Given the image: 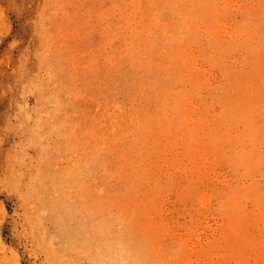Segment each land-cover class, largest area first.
<instances>
[{
  "label": "rangeland",
  "instance_id": "1",
  "mask_svg": "<svg viewBox=\"0 0 264 264\" xmlns=\"http://www.w3.org/2000/svg\"><path fill=\"white\" fill-rule=\"evenodd\" d=\"M0 264H264V0H0Z\"/></svg>",
  "mask_w": 264,
  "mask_h": 264
},
{
  "label": "bare ground",
  "instance_id": "2",
  "mask_svg": "<svg viewBox=\"0 0 264 264\" xmlns=\"http://www.w3.org/2000/svg\"><path fill=\"white\" fill-rule=\"evenodd\" d=\"M10 1H11V0H10ZM14 2H15V1H14ZM20 3H21V2H20ZM18 8H19V7H18ZM20 10H21V9H20ZM20 10H19V11H20ZM21 13H22V12H21Z\"/></svg>",
  "mask_w": 264,
  "mask_h": 264
}]
</instances>
